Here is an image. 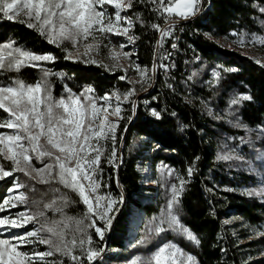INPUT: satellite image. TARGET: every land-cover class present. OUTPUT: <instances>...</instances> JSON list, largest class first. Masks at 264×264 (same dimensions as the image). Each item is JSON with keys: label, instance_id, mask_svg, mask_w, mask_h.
<instances>
[{"label": "trees", "instance_id": "1", "mask_svg": "<svg viewBox=\"0 0 264 264\" xmlns=\"http://www.w3.org/2000/svg\"><path fill=\"white\" fill-rule=\"evenodd\" d=\"M205 1L209 6L182 25L181 42H178L180 48L175 52V56L182 59V62L177 61L171 65V72H175L171 88L155 86L151 93L137 101L135 111L131 103L123 105V119L119 122L116 134L118 145L122 139L118 150V167L100 166L102 185L108 182L110 189L119 191L124 199V206L114 219L107 245L109 248L122 249L123 255L127 252L123 251V243L126 241L132 206H135L143 213L142 224L139 226L142 233L140 240L149 237L147 243L138 244L131 251V254L141 259L151 256L157 245L174 242L194 257L195 264H264V237L239 245L223 223L226 217L235 215L264 232V201L246 193L257 183L247 170L219 156L222 145L229 146L233 152L249 161L255 160L258 151L264 153V133L260 132V128L264 127V68L222 49L209 38L231 40L233 34L264 37V12L261 11L264 9V0ZM153 8V4L147 0L144 3L134 0L133 7L128 9L134 23L131 32L138 37L132 58L145 69H151L158 62L157 41L160 33L150 25H165L164 19L158 17ZM137 14L143 23L136 19ZM19 19L16 22L9 21L0 15V43L15 41L17 46L34 50L38 54L51 53L56 56L54 63L42 65L50 73L56 74L47 77L55 98L67 96L65 88L79 95L88 86L94 88L97 97L119 89L123 93L125 85L118 81L120 73L110 75L101 66L66 60L61 47L49 44L36 30L19 23ZM189 43L199 55L191 83L186 80L188 72L182 71L183 66L189 70L192 62L190 54L193 51L187 47ZM69 44L65 41L62 47ZM170 44L171 38H165L163 46ZM211 70L216 73L213 79L210 78ZM43 76L41 69L35 67H24L20 72L0 69V83H11L13 79L19 78L27 84H35ZM185 96L192 99V102L186 101ZM239 97L249 99H241L239 104L232 105L231 101ZM201 102L214 111L213 116L202 111ZM153 109L159 113V118L151 114ZM4 116L6 114L0 111V118ZM144 152H148L147 160L153 172L158 173L155 181L159 186L157 198L147 205L135 200L141 191L135 166ZM34 164L42 167L36 161ZM189 167H193L191 177L187 174ZM162 168L168 169L173 175L159 174ZM17 176L29 186L21 189L29 197V204L21 205L18 211L29 209L33 201L39 202V207L43 209L44 204L55 200L56 206L46 211L49 220L70 218L68 223L71 228H75L74 222L84 218V207L75 192L58 182L42 184L30 180L22 173ZM177 177H183L186 183L175 211L199 243L173 231L160 236L146 231L145 224L149 220L157 221L165 215L171 198L169 188L179 182ZM11 184L12 178L0 181V201L7 196ZM61 197L67 198L66 206H63ZM59 206L63 207L62 213L55 210ZM32 210H35L34 206ZM34 227L36 225H30L29 230ZM88 231L93 238V246L102 248L103 241L97 240L92 229ZM36 248L41 251L47 249L44 245H36ZM22 250L31 251L32 246ZM123 257L102 256L95 264H112ZM50 259L71 264L68 258L59 255ZM84 264H87L86 259Z\"/></svg>", "mask_w": 264, "mask_h": 264}, {"label": "snow or ice", "instance_id": "2", "mask_svg": "<svg viewBox=\"0 0 264 264\" xmlns=\"http://www.w3.org/2000/svg\"><path fill=\"white\" fill-rule=\"evenodd\" d=\"M139 2L144 3L145 0ZM147 2L155 5L152 10L164 19L166 25H150L160 33L158 48H163L165 38L172 36L176 23L173 17L189 19L198 14L201 4V0ZM133 4L134 0H0V15L14 22L19 17V23L36 30L49 44L61 47L66 60L97 64L106 70H109V66L95 60L92 53L99 50L101 39L122 36L127 43L119 44L118 50L113 45L109 49V59L114 61L111 66L113 69L120 68L127 72L120 65V60H128L131 66L134 53L123 50L128 44H134L138 37L131 32L134 27L132 19L122 13L131 9ZM106 5L114 9V14ZM261 11L264 12V9ZM136 19L143 23L139 14ZM89 38L91 42H88ZM65 41L70 42L75 51L62 47ZM257 41L264 44V37L254 36L252 42ZM171 46L176 47L174 43ZM170 56L171 53L160 55L161 62L154 63L152 75L148 74L147 69L142 70L139 65H135L140 75L135 83H149L157 68L168 71L170 65L163 61ZM56 59L51 53L38 54L34 50L17 46L15 41L0 43V69L20 72L24 67H35L40 68L44 74L35 84H27L19 78L13 79L11 83H0V111L6 114L0 118V181L12 178V184L7 189L8 195L0 201V236L8 233L7 238H0V264H63V260L49 259L56 255L68 258L71 264H84L85 259L87 264H93L103 249L93 246V238L88 230L94 229L95 235L102 241L112 225L113 217L110 213L116 210L115 205L120 202L98 194L102 186L98 176L102 172L100 165L101 157L105 154V143L109 140L112 147L108 161L118 167L116 134L119 120L123 119L121 105L131 103L135 111V102L131 99L135 89L125 93L113 91L97 97L91 86L79 95L65 88L67 96L57 99L52 95L47 80L49 75L56 74L42 67L43 63H54ZM120 79L126 80L127 76H121ZM113 98L115 105L112 103ZM241 99L249 97L234 98L231 104L237 105ZM152 111L159 118V113L154 109ZM111 116L117 119L111 120ZM260 132L264 133V127L260 128ZM220 158L241 157L224 155ZM33 161L42 167H36ZM4 162H9L10 168H6ZM18 173L42 184L58 182L76 192L87 207L84 218L74 222L75 228L70 227V218L49 220L46 211L56 206L55 200L44 204L43 209L39 207V202L33 201L29 209L17 211L13 215L12 209L29 204L26 192L21 191L29 186L20 181L16 175ZM192 173L193 167H189L188 176L191 177ZM168 175L172 176L173 173L169 171ZM177 179L179 187L175 183L171 185V198L165 215L158 224L150 226L146 231L156 236L173 231L199 243L175 211L186 183L183 177ZM248 194L264 196V187L252 189ZM60 199L63 206H66L67 198ZM33 206L35 210H32ZM55 210L62 213L63 207H55ZM29 225L36 227L29 230ZM20 229L23 231H13ZM257 235H264V232H258ZM148 239L145 236L137 244L147 243ZM36 245H44L47 250H38ZM27 246H32L30 252L22 250ZM132 264H195V260L174 242H164L157 245L151 256L136 258Z\"/></svg>", "mask_w": 264, "mask_h": 264}, {"label": "rangeland", "instance_id": "3", "mask_svg": "<svg viewBox=\"0 0 264 264\" xmlns=\"http://www.w3.org/2000/svg\"><path fill=\"white\" fill-rule=\"evenodd\" d=\"M108 7L109 10L111 12H113L114 14V9L111 8V6H105ZM208 7L207 3L205 0H201V4H200V11L198 12V14H196L195 16L190 17L189 19H193L195 17H197L201 12L204 11V9ZM122 15H126L129 17L128 14V10H126L125 12L122 13ZM174 20L176 21H183L185 19H178L173 17ZM186 19V20H189ZM133 30V28L131 29ZM98 35V34H97ZM262 37V36H257V35H252V36H246V35H241V36H237L235 34H233V39L231 40H225V39H216V38H212L209 37L211 41L215 42L217 45H219L222 49L228 50L229 52H233L236 53L238 55H240L241 57H244L246 59H248L249 61H251L253 64L260 66L262 68H264V44L259 43L258 41L253 43L252 39L253 37ZM110 37H113L114 40H112L111 44H109V39L111 40ZM109 39H101L100 41V47L98 51H94L92 53V56L94 57L95 60L102 62L105 65L109 66V70H106V72L110 75L112 74H118L120 73L121 76H127L126 80H121L119 76L118 77V81L121 82L122 84L125 85V90L123 89V93L127 92L129 89L134 88L135 89V95L133 97H131V99L135 102V104L137 103V101L140 98H143L145 96H147L149 93L152 92V90L154 89V87L156 86V76H157V70L155 72L154 77L150 80L149 83L145 84V83H135V81H138L140 79V75L137 72L135 65H138L136 62H134L132 56L135 55V51H134V44H128L127 47L123 50L126 52H130V53H134L131 56V61L133 62V64L130 66L129 61L126 59H121L120 60V65L122 66V68H126L127 72H124L123 70H121L120 68H115L113 69L111 66L114 63V61H112L111 59H109V49L112 48L113 45L116 46V49H119V44L121 43H127L126 39L122 36L118 37V36H110ZM241 37H243V43H241ZM112 38V39H113ZM91 42V38H89V41ZM67 48L70 50L75 51L74 49H72V45L69 44L67 45ZM81 51H83V48H81ZM159 52V49H158ZM158 60V57H156V62ZM70 62H74L73 60H68ZM75 62H79V61H75ZM81 64H92V63H83V62H79ZM197 63V62H196ZM196 63H190V68L188 70V73L186 75V80L191 83L193 76L195 74L194 71V66ZM158 64V62H157ZM95 66H98L97 64H92ZM102 67V66H101ZM104 69H106L105 67H103ZM140 68L143 70L145 68H142L140 66ZM153 68V67H152ZM151 68V69H152ZM151 69H147L148 70V74L152 75ZM158 69V68H157ZM216 77V73L215 70H211L210 71V78L213 79ZM129 81H132V83H130ZM119 93H121V89L117 90ZM111 94V93H110ZM122 99V97H121ZM184 99L186 101H191L192 99H190L189 97H184ZM192 102V101H191ZM113 105H115L116 101L115 98H113L112 101ZM126 103H123L121 105L122 107V111H123V105H125ZM201 109L202 111L208 115V116H213L214 115V111L208 107L207 105H205L203 102L200 103ZM151 114H153V111H151ZM217 114H215V118L218 119V117L216 116ZM111 120H116L117 118L115 116H111L109 117ZM121 120V119H120ZM119 120V122H120ZM119 126V123H118ZM142 141V140H141ZM122 145V139L119 143V145L117 144V160H116V164L118 162L119 159V155H118V150L120 149V146ZM111 147H112V143L111 141H107L105 143V154L101 157V164H103L106 168L110 167V168H117L114 167L113 165L109 164L108 161V156L111 153ZM224 155H228L231 157H241L239 154L237 155L236 152H233V150L229 147V146H224L222 145L220 147V151H219V156L222 157ZM147 156H148V152H144L141 154L139 160L136 163V171L139 174V178H140V186H141V191L138 193V195L135 196V200L140 202L142 205H147L150 202L155 201V199L158 196V183L155 181V174L150 166L149 161L147 160ZM227 161H231L232 163H234L236 166L243 168L245 170H247V172L252 175L257 183V185H255V187L253 189H259L264 187V153L262 151H258L257 152V156L255 158V160L253 161H249V160H245L244 158H240V159H236V158H232V159H224ZM34 163V161H33ZM36 167H38L37 164H34ZM5 166L6 168H9L10 163L9 162H5ZM101 166V165H100ZM39 168V167H38ZM169 170L168 169H160L159 170V174H168ZM109 174V173H108ZM17 175V174H16ZM98 179L100 181L103 180L102 178V174L100 173V175L98 176ZM36 182H38V180H34ZM177 186L179 187V182L177 183ZM171 188V186H170ZM170 188H169V192H170ZM252 190V188L247 190V194L249 193V191ZM75 194H77L75 192ZM98 194L100 196H110L112 199L120 201L119 203H117L115 205V211H113L112 213H110V215L113 217V221H112V225L114 222V219L116 218V216L119 214V212L121 211V209L124 206V199L122 196H120L119 191L115 192L113 190L110 189V185L107 184L104 186L102 185L99 189H98ZM171 194V193H170ZM8 195V192H7ZM78 196V195H77ZM256 197H258L260 200L264 201V196H259V195H254ZM79 197V196H78ZM80 200V197H79ZM81 201V200H80ZM82 203V202H81ZM85 213L87 212V207L86 205H84L82 203ZM12 214L14 215L18 209H12ZM142 217H143V213L140 209H138L135 206H132V211L131 214L129 216V220H128V232L126 235V241L123 243L124 244V250L123 251H127L126 253H124V255L121 253L122 249L119 248H109L107 245V240L111 234V230H112V225L110 227L109 230L106 231L105 237L102 240L103 241V246L102 249L103 251L101 252V254L99 255V257H97V259L93 262V264H95L102 256L106 257V256H124L122 260H120L119 262L116 263H112V264H132V262L136 259V258H140L137 255L131 254L132 250L138 245L137 241H140V235L141 233V229L139 226H141L142 224ZM162 216H160L157 221H153L149 220L145 225L146 229H148L150 226H154V224H158L160 221V218ZM137 220V224L135 227H133V221ZM223 223L228 227L230 234L238 240L239 245H244L246 243H250V242H255L260 238H263L264 235H257L258 232H260L258 229H256L255 227L249 225L248 223H246L244 220H242L241 218L232 215V216H228L224 219ZM30 228V225L28 226V229ZM91 230V229H90ZM13 231H23V229L20 230H13ZM94 235V229H92ZM149 234V232H148ZM154 234V233H152ZM8 233H4L3 236H0V238H7ZM96 236V235H95ZM98 241L99 238L96 236ZM47 250V249H46ZM25 251V250H24ZM28 251V250H26ZM30 252V251H29ZM152 255V254H151ZM50 259V258H49ZM141 259V258H140Z\"/></svg>", "mask_w": 264, "mask_h": 264}, {"label": "built area", "instance_id": "4", "mask_svg": "<svg viewBox=\"0 0 264 264\" xmlns=\"http://www.w3.org/2000/svg\"><path fill=\"white\" fill-rule=\"evenodd\" d=\"M155 8V5H153ZM155 14H157L155 12ZM158 15V14H157ZM192 20V19H189ZM189 20H183V21H176L175 26L172 30V36L171 38V44L167 47L163 46V48H159V52L157 54L158 57V63L161 62L159 60V57L162 53H171V56L168 60L163 61L164 63L170 65L168 71H164L163 69H157V76H156V86L159 88H162V86L164 87H169L171 88V83L173 84L174 81V74L175 72H171V65L174 62H182V59H178L177 56H175V48H172V44L175 42H181V34L183 31V24L188 22ZM163 27H166V25H164ZM187 47L193 51V58L197 57L198 54L195 53L194 49H192V45L189 43L187 45ZM185 65V64H183ZM169 80H171V82H169Z\"/></svg>", "mask_w": 264, "mask_h": 264}, {"label": "bare ground", "instance_id": "5", "mask_svg": "<svg viewBox=\"0 0 264 264\" xmlns=\"http://www.w3.org/2000/svg\"><path fill=\"white\" fill-rule=\"evenodd\" d=\"M175 45H176V47H175V52H177V51L179 50V48H180V47H179V43H178V42H175ZM133 48H134V47H133ZM157 49H159L158 46H157ZM190 58H191V60H192L191 63H196V62L199 61V55H197V57L193 58V54H190ZM182 71H183L184 73H187V72H188V67H187V66H183V67H182ZM136 224H137V220H134V221H133V227H135Z\"/></svg>", "mask_w": 264, "mask_h": 264}, {"label": "water", "instance_id": "6", "mask_svg": "<svg viewBox=\"0 0 264 264\" xmlns=\"http://www.w3.org/2000/svg\"><path fill=\"white\" fill-rule=\"evenodd\" d=\"M208 1V0H207ZM209 6V5H208ZM159 39H160V36H159Z\"/></svg>", "mask_w": 264, "mask_h": 264}]
</instances>
